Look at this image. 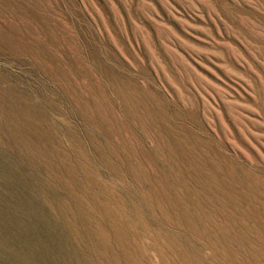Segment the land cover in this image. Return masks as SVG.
<instances>
[{"label":"rangeland","instance_id":"rangeland-1","mask_svg":"<svg viewBox=\"0 0 264 264\" xmlns=\"http://www.w3.org/2000/svg\"><path fill=\"white\" fill-rule=\"evenodd\" d=\"M0 170L24 264H264V0H0Z\"/></svg>","mask_w":264,"mask_h":264},{"label":"bare ground","instance_id":"bare-ground-1","mask_svg":"<svg viewBox=\"0 0 264 264\" xmlns=\"http://www.w3.org/2000/svg\"><path fill=\"white\" fill-rule=\"evenodd\" d=\"M15 205L0 204V264H24V196Z\"/></svg>","mask_w":264,"mask_h":264}]
</instances>
